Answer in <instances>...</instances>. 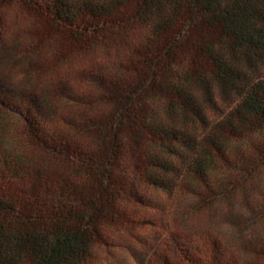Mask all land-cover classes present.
Listing matches in <instances>:
<instances>
[{"label":"trees","instance_id":"obj_1","mask_svg":"<svg viewBox=\"0 0 264 264\" xmlns=\"http://www.w3.org/2000/svg\"><path fill=\"white\" fill-rule=\"evenodd\" d=\"M6 8L16 21L5 60L30 90L16 97L0 82V264H89L124 224L135 182L170 196L166 236L187 264H264V226L254 232L264 186L249 201L243 185L264 166V0H0ZM92 50L106 61L91 76L100 104L68 122L89 143L29 109H17L24 121L11 113L42 74ZM236 193L238 213L186 239L191 216Z\"/></svg>","mask_w":264,"mask_h":264},{"label":"rangeland","instance_id":"obj_2","mask_svg":"<svg viewBox=\"0 0 264 264\" xmlns=\"http://www.w3.org/2000/svg\"><path fill=\"white\" fill-rule=\"evenodd\" d=\"M15 21L16 15L12 8L0 12V82L5 84L9 94L17 97L29 92L30 85L19 66L12 61H6L4 56L6 49L12 44ZM24 36L25 34L22 37ZM129 40L131 37L112 45L106 61L116 58ZM79 52L60 61L56 70L42 74L32 84L31 90L35 91L26 97L27 101L24 100L22 105L12 107L11 113L14 112L20 121H24L23 117H19L17 109H29L46 128L62 129L78 143L87 144L89 140L82 135L77 136L70 129L68 122L84 119L86 114L97 111L100 103L95 102L98 97L91 76L102 74L106 61L98 51ZM48 91L51 93V106L41 97V93ZM11 95L9 96L13 97ZM88 99H92L93 103H86ZM243 185L246 199L253 201L256 190L264 186V166L245 179ZM133 188L136 200L121 205L126 213L124 224L121 229H110L105 233L104 241L94 250L89 264H187L179 250L174 248V242L166 236L165 223L171 202L170 196L137 182ZM244 199L240 193H236L211 209L191 216L184 230V233H187L186 239L190 240L191 234L188 233L191 229L204 228L219 216L238 213ZM263 226L264 224L256 226L254 232H260ZM194 246L196 245L193 244Z\"/></svg>","mask_w":264,"mask_h":264}]
</instances>
